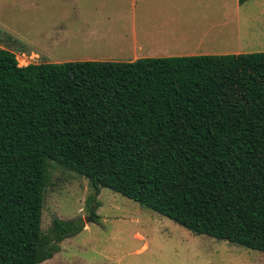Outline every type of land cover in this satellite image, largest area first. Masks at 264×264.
Listing matches in <instances>:
<instances>
[{
  "label": "trees",
  "instance_id": "obj_1",
  "mask_svg": "<svg viewBox=\"0 0 264 264\" xmlns=\"http://www.w3.org/2000/svg\"><path fill=\"white\" fill-rule=\"evenodd\" d=\"M249 0H238L243 5ZM49 162L195 235L264 253V51L18 67L0 48V264H40Z\"/></svg>",
  "mask_w": 264,
  "mask_h": 264
},
{
  "label": "rangeland",
  "instance_id": "obj_2",
  "mask_svg": "<svg viewBox=\"0 0 264 264\" xmlns=\"http://www.w3.org/2000/svg\"><path fill=\"white\" fill-rule=\"evenodd\" d=\"M72 5L69 0H0V48L15 55L18 67L111 62L104 60L118 54V49L65 45L62 28L84 7L82 0L73 6L75 10ZM195 14L191 23L200 24L196 33L207 47L225 50L220 52L264 51V0H250L240 6L236 0H220L210 10ZM87 19L94 20L93 11ZM47 177L41 208L42 234L48 233L54 218H81L88 226L68 239L72 264H264L262 252L195 235L106 188L101 189L97 199L98 221L91 222L87 199L92 190L88 180L54 162L48 164Z\"/></svg>",
  "mask_w": 264,
  "mask_h": 264
},
{
  "label": "crops",
  "instance_id": "obj_3",
  "mask_svg": "<svg viewBox=\"0 0 264 264\" xmlns=\"http://www.w3.org/2000/svg\"><path fill=\"white\" fill-rule=\"evenodd\" d=\"M69 1L73 3L72 9L75 10L73 6L81 0ZM218 1L220 0H82L85 9L81 7L76 17H71L62 28L64 43L82 49H118V54H112L104 60L113 62L241 53L220 52L225 50L207 47L204 39H199L196 33L200 24L191 23L196 18L195 11L210 10ZM236 2L238 4V0ZM91 11L94 12L93 21L87 19ZM53 33L54 28L51 30L52 35ZM42 35L43 32L40 33L41 39ZM87 228L88 226L83 230ZM68 239L60 243L58 253L40 264H72L68 256L71 248V241Z\"/></svg>",
  "mask_w": 264,
  "mask_h": 264
},
{
  "label": "water",
  "instance_id": "obj_4",
  "mask_svg": "<svg viewBox=\"0 0 264 264\" xmlns=\"http://www.w3.org/2000/svg\"><path fill=\"white\" fill-rule=\"evenodd\" d=\"M85 222H87V221H85Z\"/></svg>",
  "mask_w": 264,
  "mask_h": 264
}]
</instances>
